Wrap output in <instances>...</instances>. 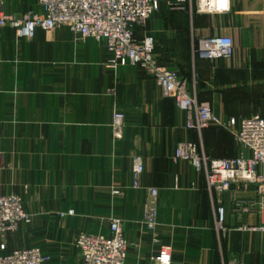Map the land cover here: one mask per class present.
Returning <instances> with one entry per match:
<instances>
[{
	"label": "crops",
	"instance_id": "crops-1",
	"mask_svg": "<svg viewBox=\"0 0 264 264\" xmlns=\"http://www.w3.org/2000/svg\"><path fill=\"white\" fill-rule=\"evenodd\" d=\"M198 1L159 0L147 28L157 60L221 120L264 108L262 94L254 93L264 83V0H213L212 13L198 12ZM0 12L42 9L37 0H0ZM66 35L0 53V195H19L31 215L30 224L0 238L3 253L38 248L50 264H81L78 235L107 236L117 219L128 244L126 264H148L158 248L143 213L151 201L147 189L154 188L157 233L171 247V264H264V233L247 230L260 224L258 215L234 210L237 201L257 200L256 187L234 184L211 193L202 168L174 158L185 142L212 158H234L242 150L232 132L187 129V114L163 97L147 71L113 66L104 43ZM213 36L232 39V60L193 55L198 40ZM1 37L0 45L12 44ZM115 111L124 114L120 139L111 131ZM134 157L143 165L137 189L131 188Z\"/></svg>",
	"mask_w": 264,
	"mask_h": 264
},
{
	"label": "built area",
	"instance_id": "built-area-1",
	"mask_svg": "<svg viewBox=\"0 0 264 264\" xmlns=\"http://www.w3.org/2000/svg\"><path fill=\"white\" fill-rule=\"evenodd\" d=\"M184 1V0H182ZM42 13L5 15L0 12V28L9 27L18 37L29 39L37 30L45 32L67 27L82 38L104 43L111 55L113 66L133 65L147 71L165 98L174 101L177 108L187 114L186 128L201 133L210 127L231 131L235 144L242 150L234 158H212L199 152L192 142L180 143L174 151L176 160L190 162L202 168L207 190L211 193L229 191L236 184L242 188L254 185L258 194L254 201H237L234 210L240 214L255 211L260 224L248 231L264 233V117H230L221 120L208 103H199L190 96L184 79L161 65L154 55L155 40L147 31L151 16L159 10V0H37ZM217 9V8H216ZM196 10L202 13L215 11L213 0H199ZM141 31V34H140ZM192 53L201 60L228 59L233 55V42L227 36H213L197 41ZM124 114L115 111L111 120L114 139L122 136ZM244 151V152H243ZM247 152V154H245ZM143 173L142 161L133 158L131 188L140 187ZM151 201L144 207L143 223L152 233L157 253L148 264H171L172 250L161 243L157 233V210L154 199L158 191L147 189ZM113 195L121 194L112 191ZM72 215L73 211H69ZM218 229L224 219V208L216 210ZM31 223L21 197L0 195V238L16 232ZM75 247L81 254V264H126L128 244L121 230L120 221L109 223L107 236L80 233ZM0 244V264H50L38 248L15 249L8 253Z\"/></svg>",
	"mask_w": 264,
	"mask_h": 264
},
{
	"label": "rangeland",
	"instance_id": "rangeland-1",
	"mask_svg": "<svg viewBox=\"0 0 264 264\" xmlns=\"http://www.w3.org/2000/svg\"><path fill=\"white\" fill-rule=\"evenodd\" d=\"M24 13H30V12H22L20 14H24ZM148 26H149V24L147 23V28H148ZM59 31H65L67 33L66 37L68 36V37H71L72 39H76V40L80 39L78 35L74 34L73 32H71L66 27H61V28L56 29L54 31L38 32V33H36L35 36H33V37L29 38V39H24V38L18 37L17 34L14 32V30L9 28V27L0 28L1 36L3 37V39L7 40L8 43H12V44H13L12 39L14 41L13 45L12 44L0 45V53H5L6 54L7 52L11 53L13 51L15 54H17L19 51H23L22 47L20 46V43H23V42H25V43H30L31 42L32 43L35 38H43V41L45 43H50V42L51 43H55L53 41H54V38H58ZM27 53H31V51L30 52L27 51ZM154 55H155V57L158 58V56L156 54V46H155V50H154ZM234 56H235V54H233L227 60H232L234 58ZM158 59H161V58H158ZM136 67H138V66H136ZM138 68L141 69L140 67H138ZM259 92L262 94V96H257V97H261V99H262L261 101L264 102V83H262V82H260V84H257L256 87L254 88V93H256V95H258ZM260 105H261V107H264V104H260ZM231 112H242V111H231ZM243 112H244L243 115H239V117H249V116H253V115L264 116V108L257 109V110H253V109L252 110H248V111L246 110V111H243ZM13 195H15V194H13ZM17 196H19V195H17Z\"/></svg>",
	"mask_w": 264,
	"mask_h": 264
}]
</instances>
